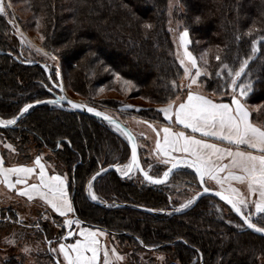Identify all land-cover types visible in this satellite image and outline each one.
I'll return each mask as SVG.
<instances>
[{"label": "trees", "instance_id": "16d2710c", "mask_svg": "<svg viewBox=\"0 0 264 264\" xmlns=\"http://www.w3.org/2000/svg\"><path fill=\"white\" fill-rule=\"evenodd\" d=\"M28 3L35 18L43 20V47L68 69L70 89L79 96L95 99L91 97L98 89L109 85L120 92L119 86L113 84L118 73L119 79L132 82L134 90L127 93L128 99L139 97L152 104L145 110L139 108L128 113L142 121L163 123L157 107L188 91L187 77L169 29L168 0H28ZM178 7L173 10L174 19L189 30L192 52L195 54V39L203 40L209 48V75L201 77L199 85L203 90L199 91L212 99L229 101L232 90L226 86L230 81L221 64L227 63L233 70L239 68L241 60L251 54L252 40L264 36V0H178ZM249 32L251 35H247ZM18 43L12 22L0 12V119L4 120L17 116L25 104L52 98L50 91H55L49 77L57 79L56 71L49 68L48 76L40 65L42 60L35 59L33 64L23 62L32 61L31 55H24ZM258 46L261 51L242 74L244 78L251 74L255 81L254 90L244 103L248 109L249 105L262 104L257 111L249 109V113L250 120L264 128V42ZM217 56L221 58L219 61ZM218 70L221 76L216 75ZM108 103L117 107L116 100ZM0 133L7 138L5 144H0L4 164H28L33 159L31 150L44 153L42 160L48 170L66 175L76 219L125 241L120 243L127 242L132 246L129 252L133 264L150 261L146 256L140 259L139 251L158 248L166 251L168 264H264V236L246 229L236 233L214 211L215 204H222L217 199L203 196L181 211L169 207L171 202L179 204L173 197L178 196L180 187H188L190 178L199 186L190 167L174 172L162 185L148 184L138 174L136 179L121 177L112 166L128 162L131 147L124 136L104 121L46 103L32 106L15 126L0 128ZM141 135L145 141L144 128ZM9 142L13 151L7 147ZM147 150V155L152 156L150 148ZM101 168L105 171L101 172ZM174 175L179 183L171 182ZM172 183L175 186L170 187ZM89 187L98 197L95 201L102 205L89 200ZM23 204L16 201L2 207L0 221L5 219L2 216L5 211L13 219L20 214L23 218L24 214L25 218L30 216L31 211L23 213L26 207ZM136 206L150 208L154 213L140 211ZM38 209L41 214L61 218L49 210ZM233 218L240 222L236 216ZM254 218L258 226H264V220ZM42 227L41 235L48 239L49 226ZM18 257L23 261H18ZM25 262L23 256L16 254L0 260V264Z\"/></svg>", "mask_w": 264, "mask_h": 264}, {"label": "snow or ice", "instance_id": "6c2138e0", "mask_svg": "<svg viewBox=\"0 0 264 264\" xmlns=\"http://www.w3.org/2000/svg\"><path fill=\"white\" fill-rule=\"evenodd\" d=\"M3 11L4 7L0 4V12ZM147 27H151V25H147ZM247 35H251V32ZM41 38L43 39V37ZM179 38L180 46L184 49L183 55L191 65V68L186 66L185 59L178 56L180 64L184 68L185 77L190 81L187 96L178 104L175 101H169L158 111L163 112L165 118L169 120L174 115L176 123L183 125L186 129H191L193 133H201L203 138L198 139L194 135H187L184 131H173L171 127L160 129L159 131L164 133L163 142L158 138L153 151L157 156L167 157L168 159L162 162L170 163L171 167L163 173L162 177L157 178L140 168L137 146L133 142L130 132L121 128L119 124H115L112 117L105 115L104 119L114 123L115 127L127 136L129 143L132 144L130 162L124 166H113L125 176L135 169H140L147 181L159 184L168 178L178 164H187L195 169L202 185L205 182V177L221 185L222 190L216 191L215 195L231 205L232 210L243 220L244 225L258 233H264V226H258L253 221V216H259L264 220V128L254 125L249 118L250 113L244 99L254 90L255 81L251 74H248L246 78L242 75L246 72L256 53L261 51V46L258 44L264 42V36H258L257 39L252 40L251 54L241 60L239 68L233 70L227 63L221 64V68L227 70V80L230 81L226 86L232 90L231 103H217L213 99L192 90V85L197 83V77L201 75V69L197 66L196 58L186 47L190 43L189 30L185 28L184 31L180 32ZM239 39L240 37L237 36V40ZM216 59L219 61L221 58L217 56ZM191 69H195V76L190 75ZM116 75L119 79V74ZM216 75L221 76L222 73L218 70ZM241 79H244L243 83L239 82ZM125 83L131 85L132 82L125 81ZM173 84L175 86V82ZM59 99H64V97ZM36 103H40V101H36ZM48 103H59V100H50ZM68 103L73 108L85 106L73 101H68ZM30 108H32L31 104H25L20 108L17 116L27 112ZM88 111L94 112L96 110L88 108ZM96 114L103 115L99 112ZM17 116L7 120L0 119V125L15 124ZM159 131H157V137H159ZM207 137L227 141L233 147H222L219 143H211L205 139ZM241 146H246V148ZM7 147L11 148V145H7ZM173 152L185 155L173 156ZM35 167H39V183H29L27 178L33 175ZM151 167L152 165H149V168ZM100 171L103 172L105 169L101 168ZM221 173H226V175L221 177ZM13 175L15 180L11 179ZM65 180L66 178L60 175L49 176L45 171V166L41 163V156H36L32 167L17 165L6 168L4 161L0 159V183L5 184L10 189L16 188L17 185H23L18 189L19 195L26 196L29 201L34 196L40 197L60 216H66L67 213L73 211L72 202L68 198L65 187ZM232 180L246 183L250 193L258 194L257 198L251 202L241 199L239 190L231 187V184L225 189L223 185ZM209 191L208 187H203V192ZM200 195L201 192H196L195 195L180 204L175 211L188 207ZM90 196L92 200L98 199L95 193L90 192ZM250 203L254 205V210L245 214L244 209L249 208ZM80 223L78 219L64 220V225H80ZM72 235V231L67 233V236ZM104 235L103 231L81 228L79 236L82 239H76L75 243L72 244L59 243L58 254L63 256V264H98L101 251H103V264H113V258L116 261L122 260L123 257L116 252L115 248L111 250V254L107 248H101L98 237ZM49 250L54 253L57 252L56 248ZM23 251L28 252L29 249L25 247ZM57 264H61V262L57 261Z\"/></svg>", "mask_w": 264, "mask_h": 264}, {"label": "rangeland", "instance_id": "374dc122", "mask_svg": "<svg viewBox=\"0 0 264 264\" xmlns=\"http://www.w3.org/2000/svg\"><path fill=\"white\" fill-rule=\"evenodd\" d=\"M2 5L4 7V13L7 14L8 18L12 22V26L14 28L15 33L18 36V48L23 52L24 55L28 54L31 55L29 58L32 59V61H23L25 63H32L35 62V59L40 61L42 60V64L46 65L48 68L52 69L53 71H56V73L60 74V81L61 84L58 83V78H52L49 77L50 84H53L55 86H61L66 95H68L70 98L78 100L86 105H88L91 108H94L95 110L107 113L111 116L116 117L117 119H120L122 122H124L128 128L132 129L136 133V139L139 146V153H140V160L142 165L144 166V169L149 172L150 175L160 178L163 176V173L166 171V169L162 170L161 166L157 165L155 160L152 158V156L147 155L148 147L146 146L145 141L141 140V132L143 131L144 126L142 124L143 121L141 118L129 114V110H138L139 108L146 109L149 106H152L149 102L146 100L139 98V97H132L127 98V93H129L131 90L133 91L134 88L132 85L126 84L125 81L122 79H118L117 77H114L113 84H117L119 88L121 89V93L117 90L112 89L111 85L108 87H102L99 88L96 94L93 95L91 98L95 99H87L84 97L79 96L75 92H73L70 89L68 80H69V73L68 69L65 67V65H62L60 63L59 59L53 55L52 53L48 52L43 47V40L42 36V29H43V23L41 21V17L39 19H36L35 16L32 14L29 8L28 0H2ZM206 6V4H205ZM178 7V0H168V12L170 16V23H169V29L172 37V41L175 46L176 54L180 57L185 59L186 66L191 68L190 62L186 60V58L183 55L184 49L180 46V32L184 31L185 28L182 26L183 24H177L174 19V8ZM20 20V21H19ZM22 25H21V24ZM190 40V39H189ZM195 54L192 52L190 45L191 42L186 46L188 51H190L193 56L196 58L197 66L201 69V75L197 77V83L192 85V89H198L203 90V87L199 85V82L201 80V77L208 76L209 72L207 70V63H208V51L209 48H207L206 43L201 39H195ZM53 73H51L52 75ZM196 71L195 69H191L190 75L195 76ZM54 76V75H53ZM57 76V75H56ZM190 81L188 78L185 79V89L188 90V85ZM112 84V85H113ZM110 87V88H109ZM115 87V86H113ZM203 93V92H202ZM182 97V96H181ZM180 97V98H181ZM179 97L175 99V102L178 100ZM179 98V99H180ZM95 100V101H91ZM109 100H116V108H112L109 105ZM58 107H65L69 108L67 105L61 103L56 104ZM262 104H256V105H249V109L252 111H257L258 108H260ZM113 128L122 136H124L126 139L127 137L116 127L113 126ZM37 134H40L38 130H36ZM32 135V132H29V135ZM5 139H7L2 133H0V144H5ZM31 141H33V138H31ZM11 143L9 142L8 145ZM13 145H11L10 150L13 151L14 148H12ZM9 148V147H8ZM32 153L33 159L36 158V156H41L43 159L44 153L42 154H36V151L31 150L29 152ZM131 160V157L128 162L120 165L124 166L127 165ZM31 161V162H32ZM43 161V160H42ZM30 162V163H31ZM52 161L50 160V164ZM18 165H24V163H16ZM12 165V164H10ZM149 165H152L151 168H149ZM118 174L121 177H128V178H137V173L135 170L130 172L128 175H123L120 171L117 170L116 167L112 166ZM64 171V170H63ZM127 171V169H125ZM65 173V171H64ZM175 176L171 179V182H177L178 177ZM190 176V175H188ZM66 177V175H65ZM191 177V176H190ZM93 180V179H92ZM91 180V181H92ZM183 186V184H181ZM175 186L173 183L170 187ZM188 187L181 189L180 187L179 192H177L178 196H174L173 198L175 200L179 201V204L175 205L174 203H170L169 207L172 209H176L179 207L180 204L184 203L187 199H189L191 196L195 195L196 192L200 190L199 186L196 185L194 180L190 178L188 181ZM90 192H92L91 187H89L88 190V196H90ZM71 197V196H70ZM172 199V200H174ZM12 199L0 188V204L2 207H6L11 203ZM24 205V212L26 213L28 211H31V215L26 217V214H24V218L20 215L14 216V219L12 218L11 214H8L6 211L2 214V216H5V219L0 221V260L3 258H6L7 256H10L11 254L21 255L25 258L26 264H57V261H60L61 264H63V256L58 254V245L57 243L60 241H64L66 243H69L70 240L74 238L75 235V227L76 224L72 225H64L65 219H71V217L68 218H60V219H54L52 215L47 214H41L38 207L35 205ZM190 206V205H189ZM188 206V207H189ZM187 208V207H186ZM185 209V208H183ZM181 209V210H183ZM217 216L220 218H224V221L226 224L230 225L236 233H238L241 230H244V226L239 222L236 221V218L234 219L231 217V212L228 210V208L221 204L217 205L215 204L214 208ZM180 210V211H181ZM21 213V212H20ZM72 216V215H71ZM234 219V220H233ZM76 220V219H75ZM256 220V218L253 217V221ZM45 222V223H44ZM47 224L51 232L47 235L48 239H44L42 237V230L43 225ZM99 230V229H98ZM69 231L73 232L72 236H67V233ZM103 231V230H100ZM105 235L101 237V248H107L109 250V253L111 254V250L113 248L116 249V252L123 257L122 260L116 261L113 258V264H133V260L130 257V249L132 246H130L125 241H119V239L106 231H103ZM60 236H63L64 239H60ZM59 240V241H58ZM235 241V238L233 240ZM124 242V243H120ZM27 247L29 249L28 252H24L23 249ZM50 248H56L57 252H51ZM103 252V251H102ZM165 250L162 248L158 249H150L148 252H138V255L140 259L147 257V260L149 258V262L147 264H168V261L165 260ZM103 254V253H102ZM22 257H18V261H23ZM55 260V261H54ZM144 260V259H143ZM103 264V259L101 260V263ZM141 264V263H140ZM143 264V263H142Z\"/></svg>", "mask_w": 264, "mask_h": 264}, {"label": "crops", "instance_id": "0c3cea01", "mask_svg": "<svg viewBox=\"0 0 264 264\" xmlns=\"http://www.w3.org/2000/svg\"><path fill=\"white\" fill-rule=\"evenodd\" d=\"M0 4H2V0H0ZM192 90L195 91V92H199L200 94H202V95H204V96L212 99L211 97H209L206 94L200 92L199 90H196V89H192ZM187 92L180 99H178L176 101L177 104L179 102H182L183 99L186 98ZM213 100L215 102H217V103H231V99L229 101H221V100H215V99H213ZM165 105H167V104L159 105L157 107V110H159L160 108L164 107ZM159 113L161 114V117L164 120L163 123L157 122V121H151V120H143V123H144V126H145L144 127V129H145V137L144 138H145V141L147 140L146 146L148 144V148H150L152 157L155 159V162L157 164H159V165H162V166L168 168V166L170 165V163L169 164H165V163L162 162L163 160L168 159V158L167 157H163V156H157V154L153 151L155 149L156 140L158 138L161 140V142H163L164 133L162 131H159L160 129H162L163 127H171L173 129V131H177V132L184 131L187 135H194L198 139L199 138H203V137H202V134L201 133H193L191 129H186L183 125H180V124L176 123L175 122L174 115H173L172 119L169 120V119H166L165 118V115H164L163 112H160L159 111ZM253 124L256 125L255 123H253ZM256 126H258V125H256ZM157 131H159V137H157ZM205 139H207L211 143H219L222 147H233V146L229 145L227 141L219 140V139L214 138V137H207ZM241 147L242 148H246V146H241ZM172 155L173 156H184L185 154L173 152ZM0 159H2L1 155H0ZM34 161H35V159L31 163L24 164V165L25 166L32 167V166H34ZM41 163L45 166V171L47 172V174L49 176H51V175H60V176H63V175L58 174V173L50 172L48 170V168L46 167V165L44 164V162L42 161V159H41ZM17 165L18 164H12V165H6V164H4V167L8 168V167L17 166ZM38 174H39V167H35V171H34L33 175L27 178L28 179V182L29 183H39ZM220 175H221V177H223L224 175H226V173H221ZM11 179L12 180H15V176L13 175L11 177ZM229 184H231V187L236 188V189L239 190V194H240V198L241 199H246L249 202H251L252 200H255L257 198V195L258 194H256V193H250L249 190H248V187H247V184L246 183H241L239 181L232 180V181H230L228 183H225L223 185V187L226 189V188H228ZM205 185L209 189H214V190H219V191L222 190L221 189V185L217 184L216 181L211 180V179H209L207 177H205ZM20 187H23V185H17L16 188L10 189L5 184L0 183V188L12 199V201H11L10 204H12V203L14 204V202L19 201V202H23V203H25L27 205H35V206L39 207L40 209H42L43 211L44 210H49L53 214H55V215H57V216H59L61 218H64V219L65 218H68V217H71V215H72L73 212L67 213L66 216H60L58 212H55L49 205H47L45 203V201H43L38 196H34L33 199L31 201H29L26 196H21V195L18 194V189ZM65 187H66V190L68 192V198H69V200H71V197H70V194H69V191H68V188H67V181L66 180H65ZM1 208H2V206L0 204V209ZM252 210H254V205L250 203L249 204V208L244 209V212H245V214H248L249 211H252ZM253 217H256V216H253ZM81 228L90 229V230H93V231L98 230V229H94V228L85 226V225H83V224L80 223V225H77L75 227V235H74V238L72 240H70L69 243H66L64 241H60V242L57 243V245L59 243L72 244V243H75L76 239H82V237L79 236V232H80V229ZM98 231H100V230H98ZM101 237H103V236H99L98 237V239L100 241H101ZM102 253L103 252L101 251L100 258L98 260V264H100L101 263V260L103 259V254Z\"/></svg>", "mask_w": 264, "mask_h": 264}, {"label": "water", "instance_id": "95a60500", "mask_svg": "<svg viewBox=\"0 0 264 264\" xmlns=\"http://www.w3.org/2000/svg\"><path fill=\"white\" fill-rule=\"evenodd\" d=\"M0 53H2V51H0ZM33 63H36V62H33ZM33 63H31V64H33ZM40 65L45 69L47 75L49 76V74H50V70H49V68H48L46 65L42 64V63H41ZM57 78H58V83H59V85H60V84H61V81H60V74H58V73H57ZM52 86H53V88H54V90H55V91H53V90L50 91V93H51V95H52V98L43 99V100H38V101H40V103H36V101H34V102H31V103H28V104H31L32 106H36V105H40V104H46V103H48V101H50V100H52V101L59 100V103H51V104H61V103H63V104H65V105H67L69 108H71L72 110H75V111H77V112H79V113H82V114H85V115H88V116L94 117V118H96V119H98V120L104 121L105 123H107V124H109V125H112V126H114V127H115V124H119V125L121 126V128L126 129L128 132H130L131 136L133 137V142H134V143L136 144V146H137V158H138V161H139V164H140V168H142L144 171H146V170L143 168L142 164H141L140 153H139V146H138V142H137L136 136L134 135V133H133V132H132V131H131V130H130V129L124 124V123H122V122H121L120 120H118L117 118H115V117H113V116H111V115H109V114H107V113H104V112L98 111V110H96V111H94V112H89V111H88V108H91V107H89L88 105H86V104H84V103H82V102H80V101H78V100H75V99L70 98L68 95H66V93L64 92V90L62 89L61 86H55V85H53V84H52ZM60 97H64V99H59ZM68 101H73L74 103L83 104V105H85V106H84V107H81V108H73V107L68 103ZM97 112L102 113L103 115H97V114H96ZM22 115H23V114L17 116V121L22 117ZM105 115L112 117L113 121H115V124H114V123H111L109 120L104 119V116H105ZM15 124H16V123H15ZM15 124H13V125H8V126L0 125V128H11V127L15 126ZM126 137H127V136H126ZM127 140H128V138H127ZM128 142H129V140H128ZM129 145H130V147H131V156H132V144L129 143ZM189 158H190V157H189ZM170 167H171V164L168 166V168H170ZM184 167H189V166H188L187 164H184V163H180V164H178L177 167L174 168V169L172 170V172L169 174L168 178H167L163 183H159V184L151 183V182L147 181V180L144 178V176H143L142 172L140 171V169H135V171H136V173H137V174H138V175H139V176H140V177H141L146 183H148V184H152V185H162V184L166 183V182L169 180V178L173 175L174 172H176V171H178V170H180V169H182V168H184ZM168 168H167V169H168ZM190 168H192V167H190ZM192 169L194 170V173H195V175L197 176L195 169H194V168H192ZM197 178H198V183H199V187H200V190H199L198 192H201V195L198 196V197L196 198V200H195L190 206H193V205L197 202V200H199V199L202 198L203 196H211V197L217 199L218 201H220L223 205H225V206H226V207L232 212V214H233L234 216H236V217L240 220V222L242 223V225L244 226V228H245L246 230H248V231H250V232H252V233H254V234H256V235L264 236V233H258V232L254 231L253 229L248 228L246 225L243 224V220L241 219V217H240L235 211L232 210L231 205H229L226 201L221 200L219 196H216V195H215V192H216V191H219V190L210 189L209 192H206V193L203 192V187H206L205 182H204V184L202 185V184H201V181H200V178H199L198 176H197ZM89 200H90L91 202L97 204V205H102L100 202H97V201L92 200V199H90V198H89ZM135 208L138 209V210H140V211L146 212V213H150V214L154 213V211H153L152 209L147 208V207L136 206ZM74 219H76V216H74Z\"/></svg>", "mask_w": 264, "mask_h": 264}]
</instances>
